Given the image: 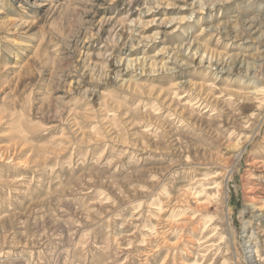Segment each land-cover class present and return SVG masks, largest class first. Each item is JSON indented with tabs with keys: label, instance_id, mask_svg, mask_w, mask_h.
<instances>
[{
	"label": "rangeland",
	"instance_id": "rangeland-1",
	"mask_svg": "<svg viewBox=\"0 0 264 264\" xmlns=\"http://www.w3.org/2000/svg\"><path fill=\"white\" fill-rule=\"evenodd\" d=\"M194 261L264 264V0H0V264Z\"/></svg>",
	"mask_w": 264,
	"mask_h": 264
},
{
	"label": "bare ground",
	"instance_id": "bare-ground-1",
	"mask_svg": "<svg viewBox=\"0 0 264 264\" xmlns=\"http://www.w3.org/2000/svg\"><path fill=\"white\" fill-rule=\"evenodd\" d=\"M184 98V97H183ZM186 105H187V103H186ZM185 105V106H186ZM200 187H201V190L200 191H198V192H196L195 194H196V196L194 197V196H192V197H194V199L196 198L197 199V201H196V204L197 205H200V206H202V205H204V204H206V203H209V201H212V200H215L216 198H217V195H216V193H214L213 195H210V194H208V193H206L205 191H207V190H210V189H213V188H216V187H214V186H209V185H200ZM205 196V199H204V201H203V199H202V201H200L198 198H199V196ZM219 196V195H218ZM161 205H163V203L161 204V203H159L158 204V206H160V207H157L156 208V210H157V215H156V218H157V221L159 222L161 219H163V217H161V214H162V212H163V209L161 208ZM195 212V211H194ZM171 214H173V213H170V215ZM168 217H172L170 220H168L167 218ZM187 217V216H186ZM184 218V217H183ZM164 219H167V220H163L162 221V223H164V224H167V225H169V224H171L172 223V220H173V216H164ZM185 221V220H184ZM161 222V221H160ZM169 223V224H168ZM181 223H182V221H181ZM158 224V223H157ZM160 226V225H159ZM149 227V226H148ZM152 227V226H151ZM156 228H158V227H156ZM151 229V228H150ZM162 232V231H161ZM211 232H213V234L212 235H209ZM223 232V231H222ZM154 233H157L156 231H154ZM160 234V233H159ZM200 236H201V239L202 240H204V243L206 244V247H208L207 248V251L208 250H210V251H208V253L209 252H217L216 254H217V259H220V255H221V245L222 244H224V237H223V234L221 233V229H219L218 228V225L216 224V221L214 220V219H212V218H210L209 220H208V222L206 223V225L204 226V228L202 229V231H200ZM190 240V239H189ZM249 241L247 240L246 242H245V245H244V247H245V250H252L253 248H254V255H249L248 257H247V259H248V261H253V259L255 258V257H258L257 256V249H255V244H253V243H250V244H247ZM196 243V242H195ZM196 250V249H195ZM251 251H247V253H250ZM205 257V255H202L201 256V258L203 259ZM196 261V260H195ZM193 262L192 264H196V262ZM256 261H259V260H256ZM255 262V261H254ZM212 264V263H211Z\"/></svg>",
	"mask_w": 264,
	"mask_h": 264
}]
</instances>
